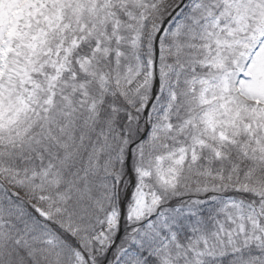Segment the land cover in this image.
Instances as JSON below:
<instances>
[{
	"label": "snow or ice",
	"instance_id": "6c2138e0",
	"mask_svg": "<svg viewBox=\"0 0 264 264\" xmlns=\"http://www.w3.org/2000/svg\"><path fill=\"white\" fill-rule=\"evenodd\" d=\"M0 264H264V0H0Z\"/></svg>",
	"mask_w": 264,
	"mask_h": 264
}]
</instances>
